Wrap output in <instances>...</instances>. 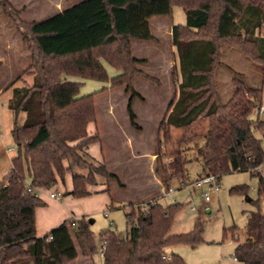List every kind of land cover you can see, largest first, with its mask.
I'll list each match as a JSON object with an SVG mask.
<instances>
[{
    "label": "trees",
    "instance_id": "obj_1",
    "mask_svg": "<svg viewBox=\"0 0 264 264\" xmlns=\"http://www.w3.org/2000/svg\"><path fill=\"white\" fill-rule=\"evenodd\" d=\"M175 6L184 10L187 19L186 25L174 24L171 31L178 56L174 77L180 84L159 127V142L170 143L172 127L188 131L207 119L208 132L198 149L203 174L221 179L227 173L248 172L258 178V198L250 200L256 209L247 219L248 238L234 253L242 264H264V176L257 170L264 164V146L256 136L257 131L264 134V119L253 118L256 105L263 101L264 83L253 86L236 73L231 80L232 97L224 102L217 80L225 46L240 51L264 74V0H83L45 20L22 23L32 55L26 71L33 81L14 88L8 101L16 118L11 134L18 154L0 183V264H71L80 250L90 258L97 254V242L85 217L65 220L37 237L35 211L46 203L26 191L27 181L35 188L52 189L65 184L71 174L73 188L67 194L77 198L89 195L88 186L99 185L97 177L121 184L105 164L94 163L85 152V147L100 141L98 134L87 132L98 120L96 97L124 87L130 92L131 126L140 129L133 104L136 98L144 99L133 83L137 77L157 81L137 68L146 60L134 56L132 42H156L150 19L170 16ZM0 7L13 11L7 0H0ZM105 64L118 74L110 78ZM72 78L110 87L81 96L82 85ZM22 112L26 119L19 124ZM187 163L178 152L163 166L161 176L167 187L186 179ZM230 191L247 195L250 190L241 184ZM182 207L183 203L150 204L145 212L127 214L130 229L124 239L103 231L99 240L107 242L104 264H187L177 254L164 259L169 247L196 248L204 242L205 224L200 221L189 233L171 234ZM229 230L239 240L237 228Z\"/></svg>",
    "mask_w": 264,
    "mask_h": 264
},
{
    "label": "rangeland",
    "instance_id": "obj_2",
    "mask_svg": "<svg viewBox=\"0 0 264 264\" xmlns=\"http://www.w3.org/2000/svg\"><path fill=\"white\" fill-rule=\"evenodd\" d=\"M7 1L13 9L11 13L0 7V95L2 94L0 96V183L11 171V161L18 154L11 134L16 118L14 112L9 108L8 101L13 96L15 87L29 86L33 81V77L26 71L31 63L32 55L29 40L24 37L22 31V23L45 20L83 0ZM17 12L20 13L17 14ZM150 20L153 22L152 34L157 41L136 40L132 47V52L136 58L146 60L144 63L138 64L137 68L157 81L154 83L145 77H137L139 79L136 81V78L133 83L136 91L144 99L136 98V103L133 104L138 117L137 123L142 126L141 130H136L131 126L130 115L127 112L130 92L127 93L124 87L98 94L96 97L98 120L96 125L94 123L89 125H99L104 139L102 140L100 133L96 134L100 136L99 142L102 141L105 153L107 152L104 156H106V160L110 161L112 172L120 176L117 177L121 184L117 180L108 182L102 177H97L99 185L92 186L88 196L77 198L67 194V191L72 187V180L66 176L65 184L60 182L52 189H44L39 194L43 201L48 200V211L55 213L58 217L65 220L75 217L76 221L83 217L88 222L90 219L93 220L90 226L94 233L95 242H97L98 252L92 259L96 264H104V259L99 257V239L102 232L110 230L120 237L127 236L130 225L126 215L129 210L133 209L138 212L136 205L146 203L161 195V187L166 186L161 171L164 165L172 162L178 152H182L188 160L186 167L189 181H193L198 177V174L204 172L203 162L198 156V149L205 142L204 137L208 132L207 119L197 121L188 131L175 128L174 132H171L170 143H166L164 139L159 142V127L166 119L170 105L175 101L178 94V80L174 77V73L178 69V66L174 65L178 56L173 46L171 31L174 24L186 25L185 12L181 7L175 6L170 16H158ZM222 50L223 63L218 71L217 80L224 102L229 101L232 97L234 87L231 80L236 73H241L243 79L251 85L264 83L263 72L240 51L227 46ZM106 67L108 68L107 65ZM111 71L109 72L110 78L114 76ZM72 79L81 83V96L97 92V90L108 85L100 81ZM261 104L264 106V96ZM18 118L19 124H22L26 119L25 113H20ZM114 124H118V127ZM139 131H143L144 135L137 141L134 134ZM162 135L163 131L161 132ZM193 135L196 136L193 137ZM256 136L262 139L264 146V135L257 131ZM126 140L127 144L125 143ZM125 146L130 147V151H126ZM86 149L85 147L87 153ZM147 149L150 150L149 155L142 158V151ZM87 155L91 159L88 153ZM96 164L100 165V163ZM77 171L83 174L87 173L85 170ZM147 176L156 178L158 183L156 189L149 190L142 198L125 205L123 202L137 198L147 190L149 187ZM179 181L181 180L172 181L170 184L177 190L180 188ZM123 183L126 187L128 186L126 189L123 188ZM241 184L249 186L250 191L247 195L230 191L232 187L241 186ZM220 186V192H213L208 203L201 196L207 187H195V189L191 187L188 191L181 188L174 195L160 199L163 206L172 204L173 199L183 203V209L179 211L173 222L171 234L179 235L180 233L191 232L196 221L205 224L203 243L196 248L180 244L173 247L171 251L169 250L168 254L172 252L183 256L187 264H242L233 260L234 249L248 238L247 219L250 213L256 209L255 205L248 199L254 201L258 198V178L252 177L248 172H231L220 179ZM95 190H99V193H94ZM53 192L61 194L60 200L50 198L49 194ZM111 203H113V207H111ZM195 207V211L192 210ZM105 210L110 211V217L105 216ZM234 227L238 230L239 240L233 237L229 230ZM80 254V260L78 262L75 260L71 264H89L87 261L89 259L85 260L89 256L82 255L81 250Z\"/></svg>",
    "mask_w": 264,
    "mask_h": 264
},
{
    "label": "crops",
    "instance_id": "obj_3",
    "mask_svg": "<svg viewBox=\"0 0 264 264\" xmlns=\"http://www.w3.org/2000/svg\"><path fill=\"white\" fill-rule=\"evenodd\" d=\"M151 22V21H150ZM151 31H152V33H153V22H151ZM135 41L136 40H134L133 42H132V47H133V44L135 43ZM133 49V48H132ZM139 59V58H138ZM106 65L107 64H105V67H106ZM174 65H177L178 66V57H177V62H176V64H174ZM108 66V65H107ZM106 69L108 70V72H110L111 71V69H113V68H111L110 69V67L108 66V68L106 67ZM111 74L112 75H117L118 74V71L117 70H115V69H113L112 71H111ZM110 75V74H109ZM139 78H137L136 79V81L138 80ZM180 80L178 79V84H177V88H178V86H179V84H180V82H179ZM257 86V85H259V84H257V83H254L253 84V86ZM110 87V84H108L105 88H109ZM16 88V87H15ZM18 88V87H17ZM14 90V89H13ZM4 93V92H3ZM177 93H178V91H177ZM263 94H264V85H263ZM2 95V94H1ZM0 95V96H1ZM12 98V97H11ZM10 98V99H11ZM135 103H136V101H134V105H135ZM262 103H263V101H262ZM134 105H133V107H134ZM263 105V104H262ZM136 114V113H135ZM256 117H258V115H257V111H255L254 112V115H253V118L255 119ZM258 118H260V119H264V116L262 115L261 117H258ZM138 124V123H137ZM115 126H117L118 127V124H114ZM114 125H112L113 127H114ZM111 126V125H110ZM138 126L140 127V129L139 130H141V127L142 126H140L139 124H138ZM174 127H172L171 128V132L173 133L174 132ZM123 130V129H122ZM87 132H89V135L90 136H94L96 133H100V135H101V130H100V127H99V125L98 126H88V129H87ZM262 133V132H261ZM263 134V133H262ZM143 135H144V132L143 131H139V132H136L135 134H134V138L138 141V140H140V138H142L143 137ZM264 135V134H263ZM155 136H156V134H155ZM101 137H102V140L104 139V137H103V135H101ZM261 139V138H260ZM262 140V139H261ZM126 144H127V140H126V142H125ZM103 144H102V141L101 142H99V143H94V144H91V145H89L88 147H86L87 149V153L90 155V157L91 158H93L94 159V161L96 162V163H103V164H106L107 165V167H108V170H109V172L110 173H112V174H114L115 176H118V177H120L117 173H114V172H112V170H111V165H110V161L107 159L106 160V156H104L106 153H105V148L102 146ZM125 149H126V151H130V147H128V146H125ZM144 149V148H143ZM100 151V152H99ZM149 149H147V150H143L142 151V158H145V156L146 155H149ZM135 152V151H134ZM136 156V155H135ZM132 158H134V157H132ZM122 159V158H121ZM125 160V159H124ZM132 160V159H131ZM131 160H129V161H131ZM154 161V160H153ZM152 161V162H153ZM152 164V163H151ZM151 164H150V166H151ZM155 164V163H154ZM149 166V167H150ZM264 167V166H263ZM152 168V167H151ZM187 168V167H186ZM202 175H204L203 174V172L201 173V174H198L197 176L198 177H196L193 181H189L188 180V176H187V171H186V179L184 180V182H185V184L187 185V184H191V183H193L196 179H198V178H200ZM68 177H69V179L71 180V174H69L68 175ZM148 178H147V180H148V188H147V190H145V192H143V194L142 195H140V196H138L137 198H134V199H132V200H128V201H125V202H123V203H125V205L126 204H129V203H131L132 201H134V200H137V199H139V198H142V196L143 195H145V194H147L148 193V191L149 190H152V189H156V187H157V185H158V183L156 182V178L155 179H153L152 177H150V176H147ZM159 181V180H158ZM160 182V181H159ZM102 187H104L105 185H101ZM122 186H123V188H127L126 186H125V184L123 183L122 184ZM106 187V186H105ZM72 188H73V184H72V187H71V189L69 190V191H67V193H69L71 190H72ZM91 188H92V186H88V191H89V194L91 193ZM100 188V187H99ZM183 189V188H185L186 189V191H188V189H190V188H186L185 186H180V188L179 189ZM179 189H177V190H179ZM44 190V189H43ZM176 190V191H177ZM99 190H95V192L94 193H99L98 192ZM175 191V192H176ZM175 194V193H174ZM173 194V195H174ZM112 195V194H111ZM112 197V196H111ZM160 199H163V198H161V195L159 196V197H157V198H155V199H151V200H153V201H157L159 204H161L160 203ZM249 201L251 200L250 198L248 199ZM45 201V203H46V206L45 207H38V209H36V234H37V237L39 238V237H42V236H44V235H46L47 233H49L50 231H52V230H54V228H56L58 225H60L61 223H63L64 221H65V219H63L62 217H58L55 213L53 214V213H51V212H49L48 211V200H44ZM172 201H175L174 199L172 200ZM114 202V201H113ZM175 203H180V202H177V201H175ZM163 206V205H162ZM111 207H113V203H111ZM164 207V206H163ZM106 212H110L109 210H105V212L104 213H106ZM209 212V211H208ZM108 217H110V214H109V216ZM64 220V221H63ZM171 232H172V230H171ZM120 239H124L125 237H127V236H123V237H120V236H118ZM173 247H175V246H172V247H169V248H167L166 249V255H169V256H171V254H173L172 252L170 253V254H168V251L170 250H172L173 249ZM178 255V254H177ZM80 256H81V254L79 253V256H78V259L75 261V262H78L79 260H80ZM183 257V256H182ZM83 258H85V257H83ZM87 259H89V260H87ZM85 260H87L88 261V263L89 264H96L95 263V261H94V259H92V258H89V257H87V258H85ZM236 262H238V261H236Z\"/></svg>",
    "mask_w": 264,
    "mask_h": 264
},
{
    "label": "built area",
    "instance_id": "obj_4",
    "mask_svg": "<svg viewBox=\"0 0 264 264\" xmlns=\"http://www.w3.org/2000/svg\"><path fill=\"white\" fill-rule=\"evenodd\" d=\"M255 111H257V115L258 117H261L264 114V106L261 103H258L255 107ZM263 166L264 164L260 165L257 167V170L264 176V172H263ZM179 185L180 186H185L186 188H201V187H207L206 190H204L201 194V196L204 198V200L206 201V203L210 202L211 200V196L213 194V192L215 193H219L221 186H220V179L217 175H214L212 173L210 174H204L202 175L200 178L196 179L193 183L189 184H185V182L183 180L179 181ZM43 190V188L38 187L35 188L31 185L30 181H27V192L29 193H33L36 197H40L39 194L40 192ZM176 189H174L173 185H169L168 187L163 185L160 189V193H161V198L166 197V196H172L175 192ZM60 193L59 192H53L50 193L49 196L52 200H60ZM150 204H159L157 201H148L146 203H140L138 205H136V211L141 210V211H147L148 207ZM172 204H176L175 201H172ZM196 207L193 208L192 210L195 211ZM133 212H135L133 209L129 210L128 214H132ZM105 216L108 217L109 213L106 212ZM74 224V223H73ZM52 239V238H50ZM107 249V242L102 240L100 241V250H99V257L104 258V254L105 251ZM167 258L169 259L170 256L166 255L164 256V259ZM234 261H238V258L236 256L233 257Z\"/></svg>",
    "mask_w": 264,
    "mask_h": 264
},
{
    "label": "water",
    "instance_id": "obj_5",
    "mask_svg": "<svg viewBox=\"0 0 264 264\" xmlns=\"http://www.w3.org/2000/svg\"><path fill=\"white\" fill-rule=\"evenodd\" d=\"M92 223H93V220H92V219H90V220H89V224H92Z\"/></svg>",
    "mask_w": 264,
    "mask_h": 264
}]
</instances>
